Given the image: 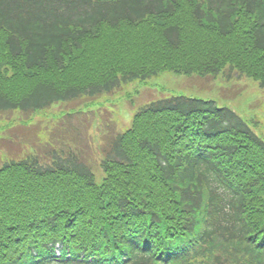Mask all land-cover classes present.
<instances>
[{
  "label": "trees",
  "instance_id": "obj_1",
  "mask_svg": "<svg viewBox=\"0 0 264 264\" xmlns=\"http://www.w3.org/2000/svg\"><path fill=\"white\" fill-rule=\"evenodd\" d=\"M264 88V0H0V115L161 72ZM233 80V79H232ZM0 168V264H264V141L233 111L153 101L105 142Z\"/></svg>",
  "mask_w": 264,
  "mask_h": 264
},
{
  "label": "rangeland",
  "instance_id": "obj_2",
  "mask_svg": "<svg viewBox=\"0 0 264 264\" xmlns=\"http://www.w3.org/2000/svg\"><path fill=\"white\" fill-rule=\"evenodd\" d=\"M232 79L166 71L146 81L124 84L100 97L83 96L39 113L2 114L0 168L32 154L47 163L49 149L57 153L72 150L83 155L97 180H101L105 142L129 129L140 109L153 101L178 96L212 100L220 108H229L264 141V88L249 78Z\"/></svg>",
  "mask_w": 264,
  "mask_h": 264
}]
</instances>
